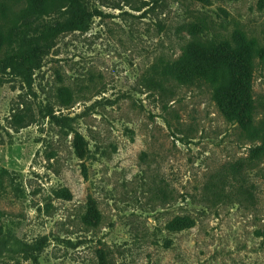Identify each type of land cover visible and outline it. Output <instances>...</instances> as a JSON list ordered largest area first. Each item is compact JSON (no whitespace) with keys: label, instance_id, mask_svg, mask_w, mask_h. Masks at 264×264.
Listing matches in <instances>:
<instances>
[{"label":"rangeland","instance_id":"rangeland-1","mask_svg":"<svg viewBox=\"0 0 264 264\" xmlns=\"http://www.w3.org/2000/svg\"><path fill=\"white\" fill-rule=\"evenodd\" d=\"M86 2L85 30L0 69V264H264V139L209 88L154 82L197 23L264 47V0ZM25 7L0 0V24L33 37L65 10L18 23ZM253 91L258 125V61Z\"/></svg>","mask_w":264,"mask_h":264},{"label":"trees","instance_id":"trees-1","mask_svg":"<svg viewBox=\"0 0 264 264\" xmlns=\"http://www.w3.org/2000/svg\"><path fill=\"white\" fill-rule=\"evenodd\" d=\"M86 1L26 0L18 23L25 19L48 17L58 12L55 8L59 3L63 4L65 10L61 11L63 15L60 20L46 22L41 32L33 37H28L24 32L16 33V21L11 28L0 24V52L7 48L6 55L0 58V69L30 72L40 63L37 53L50 49L55 39L65 33L85 30L91 16ZM205 30H208L205 23L190 26L191 42L173 64L164 65L156 74L158 79L154 82L157 88L167 94L166 86L170 83L207 87L227 121L236 123L249 137L264 139V113L256 125L258 113L253 91L257 61L264 66V47L238 29L229 38L216 34L210 36ZM13 39L16 43L14 47ZM83 142L77 135L76 146L80 157L84 152ZM254 152L264 155V147L256 148ZM183 219H176L170 226H181Z\"/></svg>","mask_w":264,"mask_h":264}]
</instances>
